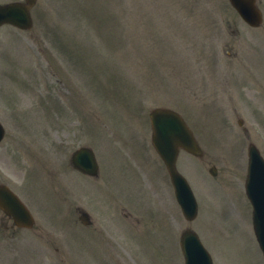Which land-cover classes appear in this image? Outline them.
<instances>
[{
  "label": "rangeland",
  "instance_id": "374dc122",
  "mask_svg": "<svg viewBox=\"0 0 264 264\" xmlns=\"http://www.w3.org/2000/svg\"><path fill=\"white\" fill-rule=\"evenodd\" d=\"M202 1V6H199ZM218 5L224 10L225 5L219 0L214 2L212 0L197 2L194 0L179 2L147 0L145 19L152 18L156 23L155 30L156 28L160 31L162 28L164 30L162 37L156 33L155 38L150 40L146 34H137L136 28L145 30L141 15H136L135 21L132 19L135 16L133 15L135 8L144 6L138 0H38L33 10L35 20L33 31L21 33L12 28H5L0 34V58L7 57L0 62V116L8 123L7 128L10 130L7 131L4 143L0 145V179L14 186L28 187L29 165L27 163L30 162L24 158L18 163L16 159L18 151L30 141L32 145L28 149V154L34 149L38 161H41L43 151L39 143V133L52 136V142L47 143L43 150L49 160L54 159L56 168H60L59 162H62L68 153L81 146V129L84 130L85 122L76 125L72 113L62 114L67 118L68 126L51 127L60 123L58 119L61 117H58L63 109L74 112L67 97L78 93L81 98H78L76 103L83 110L86 109L87 102L93 101L94 105L102 110L112 107L116 112L115 116H111L112 120L108 122L107 128L90 124V122L86 124L91 125L88 130L94 134L97 153L105 171L110 172L113 180V189L109 191L113 193L112 197L125 199L133 206L138 203L135 191L139 195L141 193L132 186L137 178L131 159L124 154L129 150V143L132 141L127 134V124L129 125L132 120V114L128 113V108L134 103H141L146 92L141 89L140 83L137 84L135 80L128 77L119 88H111L107 85V81L102 82L100 75L103 60L97 54L99 49L93 46L99 41H96L93 35L85 37L92 30L94 22L85 14V10L91 9L92 12L88 14L92 17L95 18L98 13L100 14L101 25H96V33L103 41H108L98 43L100 46L105 45V57L111 54L110 64L113 70L108 72L111 75H117L120 80L125 78L129 70L137 72L139 80L144 82L149 93V98L144 100L148 104L149 111L163 106L191 114L190 107H206L220 116L222 124L229 130L235 141L214 142L219 133L215 131L216 123L211 119L212 117L193 115V120L190 122L199 139L200 137L203 139L201 143L206 157L200 161L182 154L183 160L180 162V167L184 172L188 171L193 181L189 180L196 187L200 206L203 205L204 208L197 221L198 228L194 223H187L181 216V229L192 227L199 230L204 237L203 242L213 255L215 264H262L260 251L252 232L250 208L243 202L242 194L246 176L248 142L245 137L242 138L236 121L240 117L244 118L245 126L252 134L251 140L264 152V93L258 91L243 93L241 97L245 99L248 106L242 104L239 96H235L238 99L236 104L240 114H234V110L230 109L224 100L226 95L212 87L210 80L213 72L212 65L218 64L213 55L215 48H220V44L215 47L216 39L212 30L214 14L219 13ZM168 12L172 13L175 19L172 26L166 23ZM35 14L43 17L44 21L36 20ZM228 17L232 18L231 15L224 14V18ZM118 25L125 30L116 33ZM221 39L222 36H220ZM148 41H150L149 48L145 47ZM188 48L189 55L186 52ZM219 55L221 58L224 57V53ZM42 58L48 61L47 65L43 64L45 60ZM26 61L31 63L28 64L30 67L24 68V71L30 72L33 81L28 78L15 81V77L21 74L20 63L25 66ZM81 63L86 72H81ZM223 64L224 62L220 60L218 65L223 67ZM123 67L126 70H122ZM61 68H64L67 77L61 74ZM186 69H190L188 74H179ZM197 71L199 76L196 75ZM218 71L221 74L223 68ZM10 77L15 84L7 80ZM89 79L93 80V84H97L98 93H94L93 88L84 87L85 80L89 81ZM35 81L38 83L36 87L40 94L39 92L36 94L40 97V101L35 100L33 92H28V90L34 91L35 87L26 89ZM216 81L220 82L221 79L217 78ZM202 83L204 86L201 85ZM5 87H11L6 88L9 90L8 93H3ZM52 102L57 105L53 113L58 119L52 114L53 105L50 104ZM146 112L147 110L143 112V115ZM210 113L214 116L212 112ZM93 115L97 116V110ZM52 117L55 119L52 120ZM76 117L81 119L80 115ZM14 120L18 128L15 125L10 127L11 123L14 124ZM47 125L49 129L41 133ZM67 129L70 135H66ZM15 132L19 133L15 134ZM260 133L262 134L259 135ZM113 134L117 135L116 140L122 139L120 144L114 143L111 138ZM149 136L151 138V128H149ZM84 138L92 140V137L86 134ZM139 155L146 157L147 153L141 149ZM141 160L145 169L155 178L154 172L157 169L161 170V166L155 159L150 161L148 166L143 158ZM34 165V173L30 180L34 197L30 201L38 206L54 202L55 200L48 193L47 180L41 175L40 164L34 163ZM213 165L218 169L217 177H212L208 172ZM69 179L79 182L75 189L80 194L82 191L85 194L102 197L108 190L101 186L96 187L93 183L82 179L79 180V177L69 176ZM70 195L81 200L75 191H70ZM90 197L94 196L90 195ZM140 198L149 200L143 195ZM153 205L156 210L159 209L155 201ZM239 210H242L243 214ZM139 242L144 248L151 245L145 257H138L141 263L179 264V257L174 246L169 245L167 236L164 235L163 240H159L160 246L151 244V238L148 241L145 238H139ZM69 243L77 256L80 243L78 232L70 236ZM35 256L38 262L34 264L58 262L53 255L45 252H40L39 255L28 250L19 255L16 263L32 264ZM71 261L78 262L79 259L71 255Z\"/></svg>",
  "mask_w": 264,
  "mask_h": 264
},
{
  "label": "water",
  "instance_id": "95a60500",
  "mask_svg": "<svg viewBox=\"0 0 264 264\" xmlns=\"http://www.w3.org/2000/svg\"><path fill=\"white\" fill-rule=\"evenodd\" d=\"M20 18L23 17L21 16ZM20 18L13 19V21L21 23ZM154 127L157 135L156 145L170 168H172L177 155L178 145L185 146L192 151L198 150L184 123L176 114L170 111L161 113Z\"/></svg>",
  "mask_w": 264,
  "mask_h": 264
},
{
  "label": "flooded vegetation",
  "instance_id": "af4514ba",
  "mask_svg": "<svg viewBox=\"0 0 264 264\" xmlns=\"http://www.w3.org/2000/svg\"><path fill=\"white\" fill-rule=\"evenodd\" d=\"M261 27L259 29H255V31L261 30L263 32V34H264V28H261Z\"/></svg>",
  "mask_w": 264,
  "mask_h": 264
}]
</instances>
